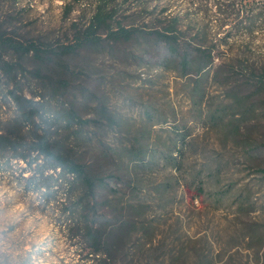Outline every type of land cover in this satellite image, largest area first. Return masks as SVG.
Listing matches in <instances>:
<instances>
[{"label": "rangeland", "instance_id": "rangeland-1", "mask_svg": "<svg viewBox=\"0 0 264 264\" xmlns=\"http://www.w3.org/2000/svg\"><path fill=\"white\" fill-rule=\"evenodd\" d=\"M142 1L132 0L131 6ZM226 1L161 0L169 12L181 13L184 43L213 49L215 62L205 76L167 66L161 58L164 43L148 29L119 41L103 32L97 44L45 59L14 48L0 53L18 63V83L40 101L42 115L35 118L44 119L40 130L53 124L64 148L103 178L93 218L114 242L117 264H200L204 258L213 264H264L260 240L250 228H264L259 172L264 166V0H230V15L223 10ZM94 2L0 0V32L52 50L73 37L74 21L89 22ZM115 6L124 13L129 3ZM123 20L145 26L138 14ZM8 82L0 74L5 116L16 111L4 98ZM186 131L182 144L179 134ZM25 135L31 139V133ZM175 147L183 150L180 171L165 166L159 154L171 149L177 155ZM152 159L150 170L139 161ZM39 162L40 167L50 163ZM36 167L0 159V264L103 262L90 253L82 229L85 189L64 181L38 187ZM170 173L179 174L180 182L174 200L163 206L152 184L170 182ZM193 173L204 180L203 190L192 182ZM66 192L64 205L75 210L72 215L63 212ZM240 201L247 206L241 211ZM124 221L129 226L123 228Z\"/></svg>", "mask_w": 264, "mask_h": 264}, {"label": "trees", "instance_id": "trees-1", "mask_svg": "<svg viewBox=\"0 0 264 264\" xmlns=\"http://www.w3.org/2000/svg\"><path fill=\"white\" fill-rule=\"evenodd\" d=\"M132 0H95L93 14L88 23L85 25L79 24L74 21V33L73 37L65 44L54 48L52 50H46V47L35 41L21 42L17 41L12 36L6 35V33L0 32V53L3 54L8 48H14L20 53L28 54L30 51L42 59L55 53H71L85 47L87 45L97 44L102 39V33L106 32L107 37L114 41L127 40L135 33H139L142 29H148L151 35L155 36L158 41L163 42L165 45V51L161 54L162 60L167 66H173L177 69L184 70V73L195 72L199 76H205L207 70L215 62V55L213 49L204 43L198 44L197 47H192L194 44L184 43L182 37L184 30L181 26L182 15L180 12H169L167 4H163L161 0H146L136 4L132 7ZM254 0H247L245 4H250ZM129 3L130 10L128 14L124 15L116 8L118 3ZM235 3V1L233 2ZM225 6L227 9H223L230 15V0L226 1ZM235 7V5H234ZM222 9V8H221ZM232 7L231 12L235 11ZM70 8H68V11ZM141 16L144 20L145 26L124 24V18L133 17L135 15ZM114 22L116 24H114ZM44 68H40L38 72L42 73ZM20 72L17 62L6 58H0V74L9 78L8 88L4 94L6 102L12 101L16 107L15 113L6 115L0 110V159L11 158L24 160L28 164V168L31 169L35 164L40 167L39 159L49 160L50 163L44 167H40L39 170L35 168V172L40 173V183L38 187L43 186L45 189H49L53 185H60L62 182H68L73 187L74 184H81L83 190L88 195L86 203L81 205V212H83V226L84 234L91 241L90 253L96 254V257L104 259L99 264H117L116 260L112 257V249L115 247L114 242L110 241L104 236V232L99 227L101 222L94 221L95 209L99 206L98 200H96L95 194L99 184L103 178L92 172L90 165L80 158L75 157L66 150L56 137H54L53 124H45V129L40 130L41 123L37 122L36 117L41 114V108L39 106L40 101L34 99L32 96L25 94L23 86L18 83V74ZM45 95L42 94V97ZM42 99V98H41ZM6 113V112H5ZM70 122L73 116L69 117ZM32 121V128L25 131L24 127L28 122ZM81 121H86L81 119ZM48 123V122H47ZM24 131V133H23ZM31 133V139L28 140L25 133ZM179 139L184 144L186 142L188 131L179 134ZM173 145H177L174 142ZM178 154H174L171 149L169 151L160 150L159 154L163 157L165 166L174 167L176 171H180L183 166V150L182 147H175ZM153 154L157 153V150H152ZM142 166L147 167L148 170L152 169L154 164L145 163L143 160H139ZM129 168V165L126 166ZM47 168L53 169V172L45 173ZM264 177V166L259 168ZM72 175L70 178L68 175ZM34 176V175H33ZM33 176L26 177L31 179ZM170 182H159L152 184V190L159 198V203L163 206L174 200L175 184L180 182L179 174L170 173ZM192 182L197 183L198 188L203 190L205 187L204 180L199 173L192 174ZM137 186L141 185V182L136 183ZM71 195V194H70ZM69 200V192H66V196L62 201L63 212L70 213L71 215L75 210L71 206L64 205ZM83 196L80 202L82 203ZM250 205V204H249ZM146 207V206H145ZM238 210L247 208L243 201L237 206ZM96 213V212H95ZM70 223L76 224V219L71 216H66ZM258 224V223H257ZM129 226V221H124L122 227ZM253 229V234L260 240V250L264 253V228L260 226H250ZM153 232V230H152ZM252 234V235H253ZM200 264H213L212 258H204Z\"/></svg>", "mask_w": 264, "mask_h": 264}]
</instances>
